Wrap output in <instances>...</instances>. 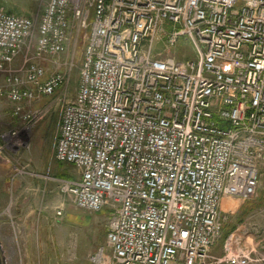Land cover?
Segmentation results:
<instances>
[{
    "label": "built area",
    "instance_id": "2783aa9c",
    "mask_svg": "<svg viewBox=\"0 0 264 264\" xmlns=\"http://www.w3.org/2000/svg\"><path fill=\"white\" fill-rule=\"evenodd\" d=\"M82 36L53 157L77 173L60 193L108 215V254L92 264L259 263L263 240L242 228L214 248L223 202L250 201L260 185L264 0H48L36 30L0 7V97L23 125L43 116L32 103L67 85L58 58ZM181 37L192 58L171 53Z\"/></svg>",
    "mask_w": 264,
    "mask_h": 264
},
{
    "label": "rangeland",
    "instance_id": "374dc122",
    "mask_svg": "<svg viewBox=\"0 0 264 264\" xmlns=\"http://www.w3.org/2000/svg\"><path fill=\"white\" fill-rule=\"evenodd\" d=\"M47 2L0 0V7L30 18L36 30ZM85 42L86 36L80 37L77 44H71L68 51L59 56L56 71L65 73L68 83L53 96L31 104L30 109L43 111L41 120L36 124L23 125L11 115L12 106L7 99L0 97V145L3 148L0 153V243L6 253L7 264H92V258L100 249H105V254H108L105 244L106 211L95 214L77 209L67 196L60 193L58 183L56 185L53 181L57 176L77 175L70 165L55 161L53 149L63 99H72L78 88ZM159 47L160 44L156 46ZM171 53L180 59L193 57L192 47L185 37L179 39ZM20 64L21 58H18L17 67ZM44 66L47 74L54 71L50 63ZM3 83L4 75L0 74V86ZM13 131L19 135L13 137ZM17 139L23 142L18 148L15 147ZM5 156H8V167L3 165ZM35 174L41 175L49 190L55 185L57 190L53 194L48 193L41 207L29 213L28 207L23 209L16 205L14 189L16 184L33 180ZM261 182L262 191L260 194L257 191L252 200L224 201L221 208L223 230L214 248L215 254L223 252L224 243L238 228L252 236L255 242L263 240L264 247V165L260 185ZM18 209L21 214L16 212ZM59 209L62 215L56 216ZM255 257L261 260L256 264H264V249H257Z\"/></svg>",
    "mask_w": 264,
    "mask_h": 264
},
{
    "label": "crops",
    "instance_id": "0c3cea01",
    "mask_svg": "<svg viewBox=\"0 0 264 264\" xmlns=\"http://www.w3.org/2000/svg\"><path fill=\"white\" fill-rule=\"evenodd\" d=\"M9 13H11V12H9ZM2 152L3 151H0V153H2ZM3 159L5 160V164H3V165L6 167L8 164V156H5V158H3ZM70 167L74 169V167H72V166H70ZM75 179H76V177H71V176L67 177L65 175V176H57L56 178L53 179V181H55V184L57 185V183H59V180H75ZM56 185L51 186V188L49 190L48 184L43 180L41 175L39 176L38 174H35L33 180H29L28 183L16 184L15 189H14L15 194H16L15 195L16 196V205L19 208H23V209H26V207H28V210H30L29 213H33L35 208L37 210V207H39V208L41 207V205L44 201V198L48 193L53 194V192L57 190ZM48 190H49V192H48ZM261 191H262V182H261V185H260L259 190H258L259 194ZM28 202H31V204L29 205ZM223 203H225V202H223ZM16 212L18 214H21L20 209H18ZM4 254H6L5 250H4Z\"/></svg>",
    "mask_w": 264,
    "mask_h": 264
},
{
    "label": "water",
    "instance_id": "95a60500",
    "mask_svg": "<svg viewBox=\"0 0 264 264\" xmlns=\"http://www.w3.org/2000/svg\"><path fill=\"white\" fill-rule=\"evenodd\" d=\"M0 264H7L4 251L2 250L1 243H0Z\"/></svg>",
    "mask_w": 264,
    "mask_h": 264
}]
</instances>
